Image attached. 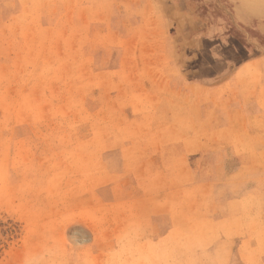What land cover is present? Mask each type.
I'll return each mask as SVG.
<instances>
[{
  "label": "rangeland",
  "instance_id": "1",
  "mask_svg": "<svg viewBox=\"0 0 264 264\" xmlns=\"http://www.w3.org/2000/svg\"><path fill=\"white\" fill-rule=\"evenodd\" d=\"M226 170L263 216L264 0H0V264H204Z\"/></svg>",
  "mask_w": 264,
  "mask_h": 264
},
{
  "label": "crops",
  "instance_id": "2",
  "mask_svg": "<svg viewBox=\"0 0 264 264\" xmlns=\"http://www.w3.org/2000/svg\"><path fill=\"white\" fill-rule=\"evenodd\" d=\"M214 177L213 243L208 252L200 255V261L204 264H264V254L255 253L259 252L261 244L253 231L258 220L264 223V206L260 211L261 217L257 215V209L245 211L241 203L247 194H244L243 180L238 174L226 170L222 176L218 172ZM169 218L166 215L157 218L158 229L163 237L181 229L180 224L177 226ZM249 247H253V253ZM181 256L183 258L178 257L179 260H185L184 255Z\"/></svg>",
  "mask_w": 264,
  "mask_h": 264
},
{
  "label": "bare ground",
  "instance_id": "3",
  "mask_svg": "<svg viewBox=\"0 0 264 264\" xmlns=\"http://www.w3.org/2000/svg\"><path fill=\"white\" fill-rule=\"evenodd\" d=\"M81 220V219H80ZM97 227V226H96Z\"/></svg>",
  "mask_w": 264,
  "mask_h": 264
}]
</instances>
